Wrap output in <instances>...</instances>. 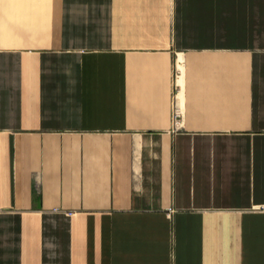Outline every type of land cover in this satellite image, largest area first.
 Masks as SVG:
<instances>
[{
	"label": "crops",
	"instance_id": "crops-1",
	"mask_svg": "<svg viewBox=\"0 0 264 264\" xmlns=\"http://www.w3.org/2000/svg\"><path fill=\"white\" fill-rule=\"evenodd\" d=\"M0 264H264V0H0Z\"/></svg>",
	"mask_w": 264,
	"mask_h": 264
},
{
	"label": "built area",
	"instance_id": "built-area-1",
	"mask_svg": "<svg viewBox=\"0 0 264 264\" xmlns=\"http://www.w3.org/2000/svg\"><path fill=\"white\" fill-rule=\"evenodd\" d=\"M181 120V112H179L177 109L174 110V121L176 128L179 126Z\"/></svg>",
	"mask_w": 264,
	"mask_h": 264
},
{
	"label": "bare ground",
	"instance_id": "bare-ground-1",
	"mask_svg": "<svg viewBox=\"0 0 264 264\" xmlns=\"http://www.w3.org/2000/svg\"><path fill=\"white\" fill-rule=\"evenodd\" d=\"M180 68V67H179ZM181 81V80H180ZM179 83V82H178ZM182 100V98H181V96H180V98H178V96L176 97V109L179 111V112H181V111H183V108H182V103H181V101L180 100Z\"/></svg>",
	"mask_w": 264,
	"mask_h": 264
}]
</instances>
